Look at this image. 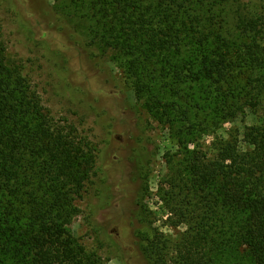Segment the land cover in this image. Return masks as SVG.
Returning a JSON list of instances; mask_svg holds the SVG:
<instances>
[{"label": "trees", "instance_id": "1", "mask_svg": "<svg viewBox=\"0 0 264 264\" xmlns=\"http://www.w3.org/2000/svg\"><path fill=\"white\" fill-rule=\"evenodd\" d=\"M203 2L96 3L111 42L130 56L135 91L169 125L179 146L173 159L188 175L179 192L190 190L191 209L178 211L187 229L170 242L149 222L141 246L148 264H264V117L241 139L215 136L264 103V0L249 9L224 0L235 4L231 27L224 8L203 11ZM149 67L158 77L144 75ZM204 133L214 134L208 147ZM75 140L48 123L0 50V264L96 263L66 227L71 187L81 189L93 159ZM136 198L143 220L144 194Z\"/></svg>", "mask_w": 264, "mask_h": 264}, {"label": "rangeland", "instance_id": "2", "mask_svg": "<svg viewBox=\"0 0 264 264\" xmlns=\"http://www.w3.org/2000/svg\"><path fill=\"white\" fill-rule=\"evenodd\" d=\"M150 1L154 7L156 0ZM235 1L246 9L258 2ZM96 3L0 0V50L5 67L24 79L48 123L71 131L93 157L81 189L71 187L69 193L75 210L66 227L76 243L95 264H148L141 238L150 234L149 222L170 242L188 227L178 216L180 209H191L190 190L179 192L188 175L173 159L179 146L172 130L135 91L130 56L111 42L104 20L96 16ZM230 4L205 0L201 8H224L231 27L235 4ZM152 69L144 75L158 77ZM244 111L222 123L215 136L227 139L232 133L241 139L245 126L264 117V103L257 114L248 107ZM212 140L214 134L204 133L200 143L208 147ZM140 163L145 170L138 173ZM143 194L148 212L142 220L136 197Z\"/></svg>", "mask_w": 264, "mask_h": 264}]
</instances>
